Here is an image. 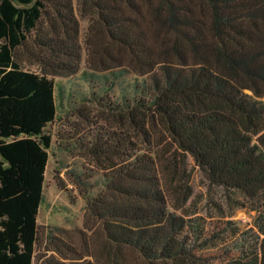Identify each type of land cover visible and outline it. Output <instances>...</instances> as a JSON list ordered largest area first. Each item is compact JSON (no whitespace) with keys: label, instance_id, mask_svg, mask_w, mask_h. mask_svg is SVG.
<instances>
[{"label":"trees","instance_id":"16d2710c","mask_svg":"<svg viewBox=\"0 0 264 264\" xmlns=\"http://www.w3.org/2000/svg\"><path fill=\"white\" fill-rule=\"evenodd\" d=\"M77 2L107 39L88 50L99 65L81 74L91 81L101 72L105 90L121 86L132 155L108 177L116 183L87 201L105 237L100 255L42 264H264V0ZM74 19L72 0H0V264H34L54 77L80 65L66 29ZM21 48L38 70L22 65ZM127 73L135 76L128 86ZM165 141L210 183L239 193L252 226H210L168 199L156 149Z\"/></svg>","mask_w":264,"mask_h":264},{"label":"rangeland","instance_id":"374dc122","mask_svg":"<svg viewBox=\"0 0 264 264\" xmlns=\"http://www.w3.org/2000/svg\"><path fill=\"white\" fill-rule=\"evenodd\" d=\"M72 1L75 19L66 22V29L79 43L80 65L70 76L60 77L58 72L54 77L57 114L45 128L52 145L36 218L34 264H42L46 258L69 262L72 256L100 255L105 237L99 224L86 216L87 201L116 183L108 177L131 162L133 129L130 107L123 105L121 86L105 90L101 72H95L99 77L90 82L81 74L91 65H99L98 54L89 56L88 50L99 52L100 44L107 39L100 27L95 29L97 22L81 11L77 0ZM23 50L20 49L22 65L38 70L35 57ZM133 77L132 73L125 74L121 78L123 85L132 83ZM156 149L161 158V184L168 199L182 203L186 211L202 215L210 226L226 220L234 221L240 229L252 226L255 213L241 207L239 193L210 183L193 158L170 141ZM224 233L227 241L233 239L231 231ZM125 255L131 262L138 261L132 251L127 250Z\"/></svg>","mask_w":264,"mask_h":264}]
</instances>
